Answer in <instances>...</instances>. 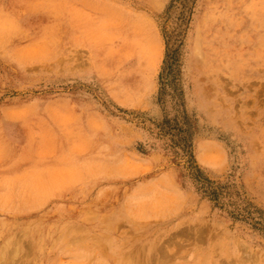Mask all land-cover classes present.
<instances>
[{
	"label": "rangeland",
	"instance_id": "rangeland-1",
	"mask_svg": "<svg viewBox=\"0 0 264 264\" xmlns=\"http://www.w3.org/2000/svg\"><path fill=\"white\" fill-rule=\"evenodd\" d=\"M0 264H264V0H0Z\"/></svg>",
	"mask_w": 264,
	"mask_h": 264
},
{
	"label": "trees",
	"instance_id": "trees-1",
	"mask_svg": "<svg viewBox=\"0 0 264 264\" xmlns=\"http://www.w3.org/2000/svg\"><path fill=\"white\" fill-rule=\"evenodd\" d=\"M209 191H210V192H209L210 194H212V195H214V196L217 195L216 189H214V188H210V187H209Z\"/></svg>",
	"mask_w": 264,
	"mask_h": 264
},
{
	"label": "bare ground",
	"instance_id": "bare-ground-1",
	"mask_svg": "<svg viewBox=\"0 0 264 264\" xmlns=\"http://www.w3.org/2000/svg\"><path fill=\"white\" fill-rule=\"evenodd\" d=\"M71 207V206H70ZM97 239V238H96ZM18 241V240H17ZM13 243H15V242H13ZM15 249H17V248H15ZM9 250V249H8ZM15 251V250H14ZM103 251H104V249H103ZM16 252V251H15ZM9 253V252H8ZM10 253H12V252H10ZM103 254V253H102ZM104 255V254H103Z\"/></svg>",
	"mask_w": 264,
	"mask_h": 264
}]
</instances>
